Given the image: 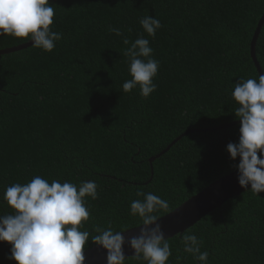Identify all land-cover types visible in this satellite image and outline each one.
I'll list each match as a JSON object with an SVG mask.
<instances>
[{
    "label": "trees",
    "instance_id": "16d2710c",
    "mask_svg": "<svg viewBox=\"0 0 264 264\" xmlns=\"http://www.w3.org/2000/svg\"><path fill=\"white\" fill-rule=\"evenodd\" d=\"M53 31L62 34L51 52L27 48L0 54V215L13 210L3 200L7 186L39 175L49 183L94 180L98 197H86L94 246L97 228L123 231L141 224L130 214L139 192L168 202L158 217L178 207L221 176L237 169L229 142L235 122L231 92L240 79L259 78L249 43L264 12V0H49ZM153 15L162 27L148 36L139 21ZM119 28L117 36L109 29ZM149 40L160 62L156 90L125 93L131 79L123 55L138 36ZM28 39L0 35V49ZM264 73V23L256 45ZM259 156V153H258ZM202 240L208 264H264V192L250 189L224 202L167 240L168 264H200L183 249L182 236ZM11 245L0 241V264H17ZM126 264H147L131 256Z\"/></svg>",
    "mask_w": 264,
    "mask_h": 264
},
{
    "label": "clouds",
    "instance_id": "9594fccd",
    "mask_svg": "<svg viewBox=\"0 0 264 264\" xmlns=\"http://www.w3.org/2000/svg\"><path fill=\"white\" fill-rule=\"evenodd\" d=\"M54 15L49 0H0V35L31 40L33 48L51 52L62 37L51 28ZM139 23L151 37L162 27L161 21L153 15H145ZM109 30L122 35L119 28ZM123 42L129 45L123 55L128 60L131 79L123 83L122 89L128 93L138 87L140 95L147 98L157 88L154 77L160 62L153 57V48L144 36L132 42L125 37ZM231 95L238 103L234 113L240 127L238 142H229L226 151L230 159L239 157L235 165L239 185H250V190L258 195L264 192V75L236 81ZM97 189L94 180L78 184L67 180L49 183L39 175L27 183L7 186L3 200L13 211L0 215V241L11 245L7 258L17 264H84V248L90 240V233L82 230L84 222L90 218L85 198L95 200ZM138 195L143 199L131 202L130 214L140 217L142 227L138 235L127 241L134 250L131 257L147 264H168L171 245L154 214L168 208V202L152 192ZM96 231L98 234L91 237V241L106 250V264H126L122 232L111 227ZM182 241L185 253L200 264H208L209 254L201 251V239L189 231L183 234Z\"/></svg>",
    "mask_w": 264,
    "mask_h": 264
},
{
    "label": "water",
    "instance_id": "95a60500",
    "mask_svg": "<svg viewBox=\"0 0 264 264\" xmlns=\"http://www.w3.org/2000/svg\"><path fill=\"white\" fill-rule=\"evenodd\" d=\"M264 23V12L259 18L252 38L249 43L250 56L254 63V66L258 72V75H264L263 70L256 58L255 45L260 33V29ZM31 40L21 43L16 46L7 47L0 49V54H5L13 51H18L29 47ZM240 121H233L226 124H221L218 126L207 127V128H191L184 131L182 134L177 136L165 149H163L159 154L152 156L149 162L160 156L162 153L167 151L172 144H174L178 139L187 133L194 131H213L222 128L232 126ZM250 185L247 187H241L238 183V169L227 173L220 178L216 179L208 186L203 188L201 191L195 195L188 198L178 207L174 208L170 212L158 217L157 223L161 226V231L163 232L165 238H169L175 234L182 233L184 230L189 228L198 222L204 215L213 211L214 209L220 208L221 205L228 199L241 194L242 192L249 190ZM142 225H138L132 228L121 231L122 235L125 237V244L123 245L124 254L129 257L133 254L134 250L128 245L127 241L130 237L139 234V229ZM85 261L84 264H106V250L100 245L95 244L94 246L84 250Z\"/></svg>",
    "mask_w": 264,
    "mask_h": 264
},
{
    "label": "bare ground",
    "instance_id": "6f19581e",
    "mask_svg": "<svg viewBox=\"0 0 264 264\" xmlns=\"http://www.w3.org/2000/svg\"><path fill=\"white\" fill-rule=\"evenodd\" d=\"M189 134V133H188ZM167 239V238H166Z\"/></svg>",
    "mask_w": 264,
    "mask_h": 264
}]
</instances>
